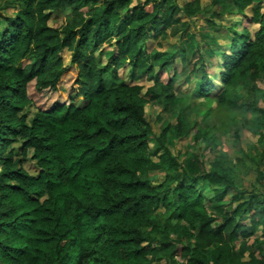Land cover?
I'll return each mask as SVG.
<instances>
[{
    "label": "trees",
    "instance_id": "1",
    "mask_svg": "<svg viewBox=\"0 0 264 264\" xmlns=\"http://www.w3.org/2000/svg\"><path fill=\"white\" fill-rule=\"evenodd\" d=\"M263 1L0 0V264H264ZM180 12L206 17L201 40ZM53 13L64 23L50 25ZM226 14L242 20L207 19ZM212 26L230 32L229 51L203 52ZM176 34L180 70L143 47ZM68 68V101L35 102ZM228 127L257 133L259 153L204 163L193 147Z\"/></svg>",
    "mask_w": 264,
    "mask_h": 264
},
{
    "label": "rangeland",
    "instance_id": "2",
    "mask_svg": "<svg viewBox=\"0 0 264 264\" xmlns=\"http://www.w3.org/2000/svg\"><path fill=\"white\" fill-rule=\"evenodd\" d=\"M186 1V0H184ZM203 5L206 6H210L211 2L210 0H201ZM262 6V10L264 12V1L261 4ZM252 12L248 9L247 10V14H251ZM182 16V20L186 21L189 23V27L191 31H194L197 34V39H200V34L198 32V29L201 28H208V23L205 21L204 16L202 15H198L197 17H193V18H187L184 16V14L182 12L179 13V16ZM208 20L212 19L215 21V24L218 25H222L224 27H230L232 25V23L238 22L240 20H242V15L240 14H226V16H223L222 18H218L217 16H210L209 18H207ZM228 19V21H227ZM62 23H64V18L62 16H57L55 13H53L50 17V21L49 24L54 26V27H58L59 25H61ZM256 27L255 26H250V30L253 31V29ZM241 26L239 28H235L233 27V31H236L238 33H241ZM170 30L167 31V33H169ZM208 40H209V45L204 44L201 41V48L203 49L204 53L208 52L209 48H216V44H222L223 45V49L222 51H229V41H230V32L224 33V32H220L217 28V26H212L209 30V35H208ZM181 38H180V34H176L174 36H166V37H158L157 39H149L147 44H143L144 49L146 50V52H149L153 49L157 50V51H163L165 56L164 58L169 59V54H172V61L169 63L168 66H174L176 67L178 70H180V54L175 51V46L180 44L181 42ZM201 40V39H200ZM214 40V41H213ZM104 46H106L107 48L109 47L111 49V46H108L106 44H103ZM108 49V50H110ZM104 51H105V47H101L100 49H98L96 51V55L98 56V60L100 62V64H104L106 61L109 60L108 55L104 56ZM63 60L65 65H68L69 63V59H70V54L68 51L64 50L63 54ZM208 56V55H207ZM217 57L218 54L215 52L213 53V55H210L208 59H206V61L210 60L213 62V64L216 65L217 63ZM217 67H215L214 69L211 67L207 68L208 74L210 76V78H214L216 77V72H217ZM173 73L172 69H169L168 67L165 68V70L162 71V79L163 80H167L169 78V74L171 75ZM119 75L122 76L123 78L127 77V71L125 70V68H122L119 72ZM75 76V72L73 68H68L67 71L65 72V74L63 75V78L58 86V89L56 92H51V93H45V94H40L36 99L35 102L39 103L42 107L47 108L50 103H53L55 101H61V102H67L68 101V93L69 91H71V83H72V79ZM178 76V75H177ZM200 76L199 73H197L193 80L188 84L187 87H183L181 89L182 93H190L193 90L195 81L198 79V77ZM258 85H260L262 87V84L260 82H257ZM139 84H143L146 87H148L149 85H151V82L147 81L144 82L142 80L139 81ZM186 91V92H185ZM147 98V97H146ZM199 100V99H198ZM200 101V100H199ZM212 106V105H211ZM215 106V103L213 104L212 108ZM209 108V107H208ZM145 110H146V116H147V120L150 122L152 121V124L158 128V125L160 124V122L158 120H156L157 114L159 113V111L161 110V105L157 104V103H152L150 101L147 102L146 106H145ZM244 117H238V119H236V121H242L244 120ZM258 140V134L252 131H248L247 129H243L242 132L239 133V138L235 139V137L232 135L231 131L229 130V127L226 129H221V131H219V133L217 134V137H214L211 141V144L213 146H207L206 143L204 142H199L197 144V147H193L194 151L197 153H201L203 156V161L206 164H209V161L213 159L215 153L216 155L222 154V155H226L227 157H229L231 160H235L238 159L240 157L242 158H246L245 155H257L259 152L258 150H260L261 146L258 145L257 143ZM188 142H190V134H188L186 137H184V139L178 144V146L180 148H183L185 145L188 144ZM153 144V143H152ZM151 144V145H152ZM257 150V151H255ZM219 151V152H218ZM24 167L28 170H35L36 168L33 166V162L31 161H25L24 162ZM162 177V175H161ZM252 176H246V178L244 179V183L245 186H248L249 183L252 181ZM199 190L201 193L204 194V196L208 195V193L210 192L209 188L207 187V185H201L199 187Z\"/></svg>",
    "mask_w": 264,
    "mask_h": 264
}]
</instances>
